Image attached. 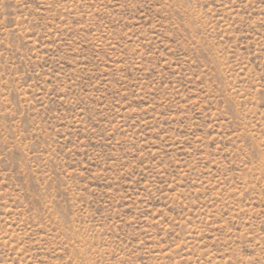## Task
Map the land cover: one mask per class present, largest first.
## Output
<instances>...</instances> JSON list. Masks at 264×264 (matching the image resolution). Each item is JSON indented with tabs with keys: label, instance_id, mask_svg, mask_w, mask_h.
<instances>
[{
	"label": "rangeland",
	"instance_id": "374dc122",
	"mask_svg": "<svg viewBox=\"0 0 264 264\" xmlns=\"http://www.w3.org/2000/svg\"><path fill=\"white\" fill-rule=\"evenodd\" d=\"M0 264H264V0H0Z\"/></svg>",
	"mask_w": 264,
	"mask_h": 264
}]
</instances>
